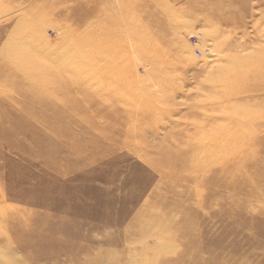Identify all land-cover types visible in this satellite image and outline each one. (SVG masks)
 Wrapping results in <instances>:
<instances>
[{"label":"rangeland","instance_id":"1","mask_svg":"<svg viewBox=\"0 0 264 264\" xmlns=\"http://www.w3.org/2000/svg\"><path fill=\"white\" fill-rule=\"evenodd\" d=\"M216 260L264 264V0H0V264Z\"/></svg>","mask_w":264,"mask_h":264},{"label":"bare ground","instance_id":"2","mask_svg":"<svg viewBox=\"0 0 264 264\" xmlns=\"http://www.w3.org/2000/svg\"><path fill=\"white\" fill-rule=\"evenodd\" d=\"M28 1H30V0H23V6H24V4L27 3ZM78 3H79V2H78ZM84 5H85V4H84ZM21 7H22V6H21ZM28 7H29V6H28ZM31 7H32V6H31ZM31 7L28 8L26 11L33 9V8H31ZM33 7H34V6H33ZM73 7H74L75 9L78 8V6H77L76 3L73 4ZM67 10H68V9H67ZM92 11H93V10H92ZM93 12H95V11H93ZM93 12L91 13V16L88 15V13H87L86 19H88L89 16H90V17L94 16L93 19H95V20H96V17L99 18V19H101V18H100V15H99L98 13L95 14V13H93ZM106 14H107V12H106ZM93 19H92V20H93ZM94 23H95V22H94ZM95 24H96V23H95ZM114 26H115V28L117 27L116 25H114ZM114 26H113V28H114ZM96 27H97V25H96ZM113 28H112V29H113ZM101 29L104 30L105 27L103 26V27H101ZM108 30H109V29H108ZM109 36H110V35H109L108 33L105 32V36H104L103 38H101L99 41H102V42H103L104 40H105V41H108L107 39L109 38ZM110 46H111V45H110ZM113 50H115V49L113 48ZM110 51H112V50H110ZM112 52H113V51H112ZM97 71L100 72V73L103 72V70H102L101 68H97ZM219 137H220V136H219ZM206 157H207V156H206ZM218 262H219V261L216 260V261L213 262L212 264H222V262H220V263H218ZM230 264H231V263H230Z\"/></svg>","mask_w":264,"mask_h":264}]
</instances>
